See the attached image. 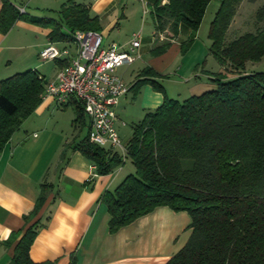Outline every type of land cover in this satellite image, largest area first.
Segmentation results:
<instances>
[{
	"label": "trees",
	"instance_id": "obj_1",
	"mask_svg": "<svg viewBox=\"0 0 264 264\" xmlns=\"http://www.w3.org/2000/svg\"><path fill=\"white\" fill-rule=\"evenodd\" d=\"M0 32L6 34L18 20L49 29L53 43L71 42L75 31L100 32L89 6L73 0L63 4L57 17H31L10 0H1ZM27 1V0H19ZM211 0H152L149 15L155 36L166 41L152 49L160 56L186 29L184 52L193 43ZM243 0H222L209 26V54L235 75H210L214 89L178 101L165 96L155 79L162 75L146 67L130 90L137 96L144 85L164 95L161 106L147 112L132 126L125 157L134 173L101 197L114 234L156 208L186 212L191 236L165 264H264V72H247V63L264 58V4L255 14L254 31L227 40V31ZM154 36V37H155ZM57 65L62 66L58 61ZM47 82L34 70L0 80V153L12 135L40 105ZM76 125L83 104L71 99ZM107 175L124 163L116 151L90 142L88 135L74 147ZM52 187L42 183L33 209L23 216L21 229L0 242L13 248L8 264L34 263L31 246L41 228L39 213ZM70 264H76L73 257Z\"/></svg>",
	"mask_w": 264,
	"mask_h": 264
},
{
	"label": "crops",
	"instance_id": "obj_2",
	"mask_svg": "<svg viewBox=\"0 0 264 264\" xmlns=\"http://www.w3.org/2000/svg\"><path fill=\"white\" fill-rule=\"evenodd\" d=\"M10 1L17 10L24 7L25 14L31 17L56 18L61 6L69 0ZM73 1L89 6L90 15L99 18L101 30L98 33L103 32L100 34L102 43L108 35L113 36L118 45L125 46L133 34H140V47L134 62L122 66L129 67L145 58L139 73L149 67L163 76L169 51L181 53V44L177 41L180 34L189 36V32L181 31L165 53L153 56L152 49L161 45L153 40L155 31L151 39L143 35L147 28L145 16L149 15L152 0ZM1 6L0 0V10ZM150 21L152 24L151 17ZM49 32V29L24 20L16 21L6 34L0 32V80L34 70L46 82L52 81L60 68L58 61H53L55 68L49 75L39 71L38 63L40 51L50 42ZM53 44L55 47L60 45L61 50L67 49L66 45L70 46L72 42ZM155 80L160 83V79ZM131 86H127L128 92L117 105L115 129L125 125L120 121L125 112L121 109V101L128 102L139 95L133 96ZM196 86L203 92L212 89L204 83ZM162 95L148 84L139 106L141 116L161 106ZM69 107L72 108L68 105L63 109L51 97H43L0 153V242L22 228V218L33 209L40 184L46 183L51 185L52 191L39 213L41 228L29 251L34 263L70 264L74 257L76 264H165L189 240L192 233L190 216L186 212L159 207L110 234L109 214L101 197L106 191H113L124 177L134 173V166L126 161L130 159L124 154L121 166L107 175H97L89 160L73 149L89 134L90 119L83 115L88 118V124L86 133L80 136L76 133L79 123H73L75 114L67 111ZM81 123L84 125L83 119ZM12 254V247L6 248L0 243V264H8Z\"/></svg>",
	"mask_w": 264,
	"mask_h": 264
},
{
	"label": "built area",
	"instance_id": "obj_3",
	"mask_svg": "<svg viewBox=\"0 0 264 264\" xmlns=\"http://www.w3.org/2000/svg\"><path fill=\"white\" fill-rule=\"evenodd\" d=\"M18 11L25 13V8L20 7ZM72 38L74 55L67 49L56 48L51 42L39 53L41 61L62 62L54 79L45 84L43 97H51L59 107L67 105L73 98L80 101L84 114L90 119V142L120 151L124 157L125 146L114 122L117 105L128 87L117 75V69L134 62L140 47V34H133L125 46L116 43L103 46L101 35L93 31H75ZM153 40L162 44L167 39L160 34Z\"/></svg>",
	"mask_w": 264,
	"mask_h": 264
},
{
	"label": "rangeland",
	"instance_id": "obj_4",
	"mask_svg": "<svg viewBox=\"0 0 264 264\" xmlns=\"http://www.w3.org/2000/svg\"><path fill=\"white\" fill-rule=\"evenodd\" d=\"M222 0H211L208 4L201 25L196 33L193 43L184 52L174 53V51H169L170 54L166 58L168 63L167 67L163 71V76L159 82L164 87L165 96L170 99H175L178 101H183L193 94L199 95L203 93L204 90H200L199 85L201 83L210 85L209 89H214L215 85L209 80L210 75L222 73L227 79H232L235 75L230 73L229 69L222 67L219 63L209 54L210 40L208 38L209 26L212 22L215 13L217 12ZM264 4V0H243L237 10L233 21L227 31V40H231L245 32L254 31V21L257 9ZM145 26L143 35L148 36L151 39L154 35V29L150 21L149 15L145 16ZM183 32H188L186 29ZM100 34L103 35V32ZM113 36H104L103 45L106 46L111 44V42H116L112 39ZM178 43L182 44L187 41V37L180 34L178 38ZM118 44V43H116ZM60 49V45L56 46ZM67 50L73 55L75 52V47L70 44L67 46ZM172 50V49H171ZM145 58L135 62L129 67H122L118 69V74L122 76L123 82L129 87L133 84L137 78L139 70L144 67ZM39 71L41 73H46L49 75L55 68V63L53 61L44 62L38 59ZM245 70L247 72H264V58L256 63H247ZM147 85H144L140 91L137 98L129 99L128 102L123 99L121 101V109L125 112L123 113V118L120 120L125 125L119 126L117 129V134L119 139L124 146L127 144L128 140L132 134V126L136 124L142 117L140 112L144 90ZM150 86V85H149ZM200 91V92H198ZM164 97V95H162ZM123 104V105H122ZM70 114H73L72 108H67ZM138 113V115H137ZM84 125L79 123L76 133H80L83 136L87 130L88 118L83 117ZM128 163L130 160H126Z\"/></svg>",
	"mask_w": 264,
	"mask_h": 264
}]
</instances>
